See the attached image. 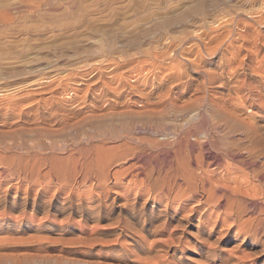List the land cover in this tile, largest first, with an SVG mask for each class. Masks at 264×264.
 Here are the masks:
<instances>
[{
    "label": "bare ground",
    "instance_id": "1",
    "mask_svg": "<svg viewBox=\"0 0 264 264\" xmlns=\"http://www.w3.org/2000/svg\"><path fill=\"white\" fill-rule=\"evenodd\" d=\"M4 1H0V28L9 36L17 29L19 9L25 8L36 17L54 5V0H24V4H14L11 10V3ZM190 11L187 12L200 15L201 20L207 15L203 4ZM24 27L19 28L22 33H30V28ZM222 76L223 72L211 75L218 83H223ZM253 78L255 83L247 84V100L257 103L262 113L264 79L256 75ZM150 105L143 111L130 110L128 105L126 110L114 113L123 125L120 130L107 119L94 121L101 133L95 129L99 134L95 132L87 141L103 135V142H89L62 156L46 152L49 147L42 136L52 140L67 127H15L9 125L14 119L11 113H0L4 123L0 128V209H11L0 213V256L20 264L33 255L46 258L58 246L61 253L85 256L96 244H114L121 246L123 258L141 254L142 264H264V219L261 217V222L258 218V224L254 220V225L252 218H245L257 204L246 194L247 188L230 183L231 167L224 173L213 170L232 158L254 167L257 178L264 180V121L246 116L235 103L214 98L183 103L157 101ZM192 112H197L198 124L190 118ZM78 125L79 122L73 126L83 134ZM137 130L155 132L160 138L139 135ZM22 133L30 136L31 144L17 140ZM110 140L121 143L106 146ZM173 144L176 149L168 150ZM158 156L154 164L147 163ZM131 159L143 160L144 165L128 164ZM120 160L122 165L118 166L116 162ZM194 198L197 204L189 206ZM172 199L182 202L172 209V202L165 203ZM203 204L208 207L203 208ZM218 206L223 207L222 212L216 210ZM60 214L64 215L62 223H58ZM124 214L128 215L127 220L123 218L125 225L120 218ZM52 228L63 236L52 237ZM41 231L49 235H12ZM114 231V238L109 240V233ZM3 232L11 235L3 238ZM150 235L153 239L148 238Z\"/></svg>",
    "mask_w": 264,
    "mask_h": 264
},
{
    "label": "rangeland",
    "instance_id": "2",
    "mask_svg": "<svg viewBox=\"0 0 264 264\" xmlns=\"http://www.w3.org/2000/svg\"><path fill=\"white\" fill-rule=\"evenodd\" d=\"M63 1L54 0V10L51 7L36 17L21 7L16 13L18 26L14 35L7 34V37L0 28V113H11L15 120L9 125L15 127H67L52 140L42 136L49 147L46 152L62 156L87 146L91 142L87 138L98 132L94 121L101 118L113 122L120 130L123 125L114 113L126 110L128 105L130 110L143 111L157 101L183 103L214 98L235 103L246 116L264 121V111L258 112V104L247 100L250 92L247 84L255 83V75L264 79V0H67L70 5ZM21 2L25 1H4L11 3V10ZM197 4H203L207 13L203 20L200 15L189 13ZM19 25L30 28L32 34L22 33ZM40 25L47 26L48 31ZM35 26L37 31H33ZM216 72H223L224 84L211 77ZM189 116L199 123L200 119H195L197 112ZM77 122L83 134L75 130L73 125ZM3 124L0 120L1 129ZM143 131L136 133L158 136L155 132ZM23 134L17 140L31 144L30 136ZM100 136L91 143L101 144L105 137ZM119 143L110 140L105 145ZM176 147L173 144L167 149L173 151ZM159 156L147 163L154 164ZM120 162L116 164L122 165ZM132 162L144 165L143 160L131 159L128 164ZM228 166L233 170H230V183L247 188L246 194L257 204L248 210L245 218H252L248 220L253 224L258 218L261 221L264 219V180L257 178L254 167L232 158L214 166L213 170L224 173ZM24 185L17 184V187L25 188ZM195 200L189 206L197 204ZM166 201L172 202V209L182 202ZM207 207L203 204V208ZM216 210L222 212L223 207L218 206ZM7 211L11 209H0V213ZM127 217V214L120 217L122 224H126ZM63 220L64 215L60 214L58 223ZM52 230V237L63 236L61 231ZM113 233L116 232L109 233V240L114 238ZM31 234L49 235L42 231L12 233L13 237ZM10 235L11 232L1 233L3 238ZM59 249L61 246L46 258L29 256L20 264H142L141 254L123 258L121 246L114 244H96L85 256L71 255L68 251L61 253ZM247 250L252 252L250 248ZM0 264L18 262L0 256Z\"/></svg>",
    "mask_w": 264,
    "mask_h": 264
}]
</instances>
